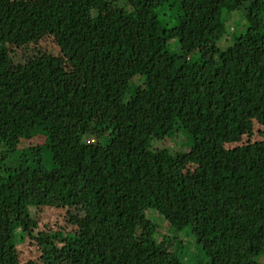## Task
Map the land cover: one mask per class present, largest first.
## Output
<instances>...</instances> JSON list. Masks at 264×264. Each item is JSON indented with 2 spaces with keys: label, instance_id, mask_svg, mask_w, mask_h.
Masks as SVG:
<instances>
[{
  "label": "trees",
  "instance_id": "1",
  "mask_svg": "<svg viewBox=\"0 0 264 264\" xmlns=\"http://www.w3.org/2000/svg\"><path fill=\"white\" fill-rule=\"evenodd\" d=\"M108 3L0 0V144L33 160L0 176V264H186L151 210L202 264H264V0ZM44 40L75 80H43ZM59 200L74 230L36 233L30 209Z\"/></svg>",
  "mask_w": 264,
  "mask_h": 264
},
{
  "label": "rangeland",
  "instance_id": "2",
  "mask_svg": "<svg viewBox=\"0 0 264 264\" xmlns=\"http://www.w3.org/2000/svg\"><path fill=\"white\" fill-rule=\"evenodd\" d=\"M32 2V1H31ZM115 4H124V0H110V3L107 5L97 7L98 12L101 13H109L113 11ZM245 10L242 9L238 12L232 14L231 17H226L227 14L224 15L226 27L228 29H234L237 34L242 33L245 30ZM173 42V41H172ZM43 51L47 54L48 60L44 62L45 58L40 60L36 59V62L39 61L41 67V75L43 80L46 82H57V81H70L72 78L75 80L76 75L67 73V71L61 70V67L57 64L60 58V50L57 44L53 40H44L41 43ZM172 45H176V42H173ZM26 52L22 49L12 48L10 51V59L14 66L19 68L20 65L26 62L27 56ZM30 55V54H29ZM50 57V58H49ZM53 60V62H51ZM142 86V81L138 79H134L131 82V88L129 89V93L127 97L130 95L136 96L137 92L140 90ZM257 128V126H256ZM43 139V138H42ZM42 139H36L32 142L40 143ZM171 147H174L173 143H170ZM180 141L177 142L176 148H179L182 151H187L190 147L187 144L185 147L180 148ZM30 146V142L24 141L21 143V147ZM174 147V148H175ZM9 151L2 144H0V176H5L9 172L19 169L21 166L30 167L33 165V160L29 158L28 160L23 157L18 158L21 154H8ZM202 169V168H201ZM193 171L194 168L192 167ZM200 173L202 171L200 170ZM78 205L73 202H66L64 200L59 201H46L40 202L39 208H31L30 213L38 222V229L36 233H47L48 230L60 231L64 230L66 232L73 231V227L69 225L68 219L70 216L77 214ZM154 211H148V216H150L155 223L158 224L162 233L168 234V240L171 246V250L176 252L179 256L182 257L183 261L186 264H202V252L197 248L196 244L193 241L192 237H183L182 243H175L176 235L171 229V227L164 222L160 216L155 215ZM18 233H23L22 229L18 230ZM18 247L21 252V262L25 263L26 261L35 260L37 261L41 252L39 250L38 243L31 239L29 236L26 237L25 240L18 241ZM260 260L264 261V255L260 257Z\"/></svg>",
  "mask_w": 264,
  "mask_h": 264
}]
</instances>
